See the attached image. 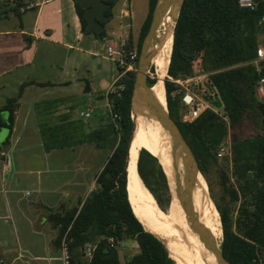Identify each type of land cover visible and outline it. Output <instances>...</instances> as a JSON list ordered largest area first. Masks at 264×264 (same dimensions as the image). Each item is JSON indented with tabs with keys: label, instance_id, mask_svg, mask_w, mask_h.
Here are the masks:
<instances>
[{
	"label": "trees",
	"instance_id": "obj_1",
	"mask_svg": "<svg viewBox=\"0 0 264 264\" xmlns=\"http://www.w3.org/2000/svg\"><path fill=\"white\" fill-rule=\"evenodd\" d=\"M255 1V10L241 8L239 0L183 2L175 26L168 76L174 80H186L199 74L208 75L223 103L218 112L207 109L193 122H184V91L170 78L165 80L169 114L195 155L208 196L205 180V177L209 179L208 167L216 162V153L231 132L232 175L222 171L223 202L211 195L220 215L208 200L221 219L224 230L222 249L232 264H264V100H258L256 96L258 83L264 77V61L258 65L254 63L262 44L260 35L264 37V0ZM114 3L111 1L112 6ZM157 3L158 0H149V14L136 49L137 69ZM76 7L86 31L84 9L77 2ZM104 37L105 32L101 35ZM125 50L127 53L134 50L130 41L126 42ZM129 62L126 57L123 66L117 63L120 77L115 89L107 94L110 123L93 132L97 146L108 147L111 151L97 178V189L80 210L51 216L60 228V244L67 235L72 264H87L82 257V249L87 243L96 244L89 264H122L118 245L124 240L136 241L139 248L125 264H176L165 243L147 231L149 229L139 213L128 182V150L133 127L131 106L136 76L134 70H128ZM155 83V79H148L151 87ZM25 85H22L19 96ZM17 100L15 97L8 101L11 117L6 125L9 128L14 123L12 114ZM245 120L253 121L258 130L255 135L242 138L240 133ZM3 124L0 120V126ZM138 172L160 208L166 210L169 197L167 200L163 197L169 191L168 175L158 159L145 148L139 154ZM210 190L213 192L212 188Z\"/></svg>",
	"mask_w": 264,
	"mask_h": 264
},
{
	"label": "crops",
	"instance_id": "obj_2",
	"mask_svg": "<svg viewBox=\"0 0 264 264\" xmlns=\"http://www.w3.org/2000/svg\"><path fill=\"white\" fill-rule=\"evenodd\" d=\"M8 1L4 18L19 21L0 29V264H62L51 216L80 210L98 187L111 151L93 132L110 123L99 108L110 111L107 94L120 77L117 63L124 65L107 47L130 41L137 49L149 0L140 11L136 0H115L104 38L83 30L76 0H31L26 12L22 0Z\"/></svg>",
	"mask_w": 264,
	"mask_h": 264
},
{
	"label": "bare ground",
	"instance_id": "obj_3",
	"mask_svg": "<svg viewBox=\"0 0 264 264\" xmlns=\"http://www.w3.org/2000/svg\"><path fill=\"white\" fill-rule=\"evenodd\" d=\"M169 4H171L170 10L174 16L173 18L166 16L163 25L165 31L163 30L160 34V40L152 59V63L154 61L157 63L156 73L158 76V83L153 90L159 104L163 107L165 106L166 97L165 78L168 76L174 29L181 0L177 5L175 0L160 1V7L162 8ZM135 114L138 123L129 150L130 160L127 177L139 213L149 229L147 231L154 233L165 243L176 264H197V259L189 249L190 242L205 264H219L223 250L220 243L223 235L222 222L218 215L213 214L215 212L201 189V183L197 176V174H201V171L198 169L195 160L192 157L190 162L186 160L168 123L159 116L152 104L142 98L138 99ZM142 121L146 132L143 133L144 136L140 139L144 141L141 145L160 155L172 171L175 179V190L180 193L177 192L181 216L176 211L175 198H173V203L169 205L167 210H162L158 206L157 200L154 199L152 201L153 210L141 189L137 174L138 154L136 147L139 142V130ZM190 177L193 181L189 185L193 191V201L203 217L202 220L199 219L185 193H182V190L184 191L186 188V180H189ZM191 217L193 220H191Z\"/></svg>",
	"mask_w": 264,
	"mask_h": 264
},
{
	"label": "water",
	"instance_id": "obj_4",
	"mask_svg": "<svg viewBox=\"0 0 264 264\" xmlns=\"http://www.w3.org/2000/svg\"><path fill=\"white\" fill-rule=\"evenodd\" d=\"M109 1H115V0H76L77 3L80 4L81 8L84 9V17L87 19V27L86 31L87 32H96L98 36L100 37L104 31V25L103 22H105L107 19H109V16H105V12L108 8L111 7V3ZM160 1L158 0L152 24L149 29V32L147 33L143 44H142V50L141 54L139 57L138 61V69L136 72L135 76V84L133 88V95H132V106H131V118L133 121V127H132V134H131V140H130V145H129V150L131 147V143L133 141V137L135 134V129H136V114H135V109H136V101L139 99H144L146 102L152 104L156 110L159 116L168 123L171 132L173 133L174 137L176 138L177 142L179 143L181 147V151L183 153V156L186 158L187 161H191V157L195 160L197 167L199 169L197 160L195 158V155L189 146L188 142L186 141L185 137L183 136L179 126L176 124V122L171 118L169 114V109H168V104H167V97H165V106H161L159 104V100L157 96L154 93V86L158 83V80L156 83L151 87L148 84V79L145 74L150 62L152 61L154 54H155V49L156 46L160 40V34L164 30V22L166 16H170L173 18V13L170 10L171 4L165 6V7H160ZM176 5L179 4L180 0H175ZM184 0H181L180 4V9L178 13V17L176 20L179 19L181 8L183 5ZM170 10V11H169ZM175 24V26H176ZM165 31V30H164ZM175 31V29H174ZM210 90V95L208 97H205L206 100L210 101L213 103L215 106L218 108H222L223 103L218 96L216 89L214 88L213 85H210L209 87ZM146 150H148L152 155H154L159 163L161 164L164 172H165V165L163 161L161 160L160 156L150 150L148 147L144 146ZM128 150V151H129ZM129 158V155H128ZM200 170V169H199ZM193 183L192 177H190L189 180H186V188L184 189V193L186 197L189 199L192 207L194 208L195 212L197 213L199 219H203L201 213L199 212L198 208L196 207L194 201H193V191L190 188V183ZM223 227V226H222ZM224 242V230H223V235L222 239L220 240L221 247L223 246ZM174 259V258H173ZM219 264H232L228 258L224 255L223 250L220 255V260Z\"/></svg>",
	"mask_w": 264,
	"mask_h": 264
},
{
	"label": "rangeland",
	"instance_id": "obj_5",
	"mask_svg": "<svg viewBox=\"0 0 264 264\" xmlns=\"http://www.w3.org/2000/svg\"><path fill=\"white\" fill-rule=\"evenodd\" d=\"M142 2H143V0H136L137 10H139V11L141 9H143L142 8ZM6 13L11 14V11H9V1L8 0H0V29L17 27L18 21H19L18 17L17 16H14L13 18L11 17L12 21L10 22V21H8L7 19L4 18ZM135 23L136 24L134 26V31H136L137 27H138L137 26V22H135ZM263 40H264L263 35H260V41L262 42V44L260 46L264 47ZM153 63H152V61L150 62L145 74H146L148 79L149 78L153 79V80L155 79L157 81L158 80V76H157V73H156L157 63L155 61ZM134 71L137 72V68H135ZM205 75L206 74H199V75H196V76L192 77L193 78L192 80L188 81L187 83H183L184 84L183 88H185V87L189 88L198 98L204 99L209 94H208V92L207 93H203L200 90V87L202 86L203 89H204L205 87H208V86L211 85L209 77H205ZM167 78H169V77L167 76L165 78V80ZM183 106H184V109H185L184 110V114H185L186 107H185L184 104H183ZM211 107H213V105H211ZM99 110L102 111L104 113V115L107 116L106 117V121L105 120H103V121H105V122L111 121V117H110V115H108L109 110H108V106L107 105H104L102 107V109L99 108ZM184 114H183V116H184ZM137 123H138V118L136 117V126H137ZM257 130L258 129L254 126L253 121L245 120V122H244V124L242 126V132L240 133L241 134L240 136L242 138L251 137V136L256 134ZM143 131H144V128H143V121H142L141 128L139 130V142H138L137 147H136L137 148V154H138V159L137 160H139V154H140L141 149L143 148L141 143H143L144 141L140 140L144 136L143 133L146 132V131H144V132ZM228 141H231V132H230V134H229V136H228V138H227V140L225 142H228ZM107 153L108 152L106 150H104L101 153L100 157L102 158V160L105 159V157L107 156ZM216 154H217L216 155V162L210 164L209 167H208L207 174H208L209 179L207 180V178L204 176L205 180L207 182V185H208V192H209V196L210 197L204 191L202 180H201V174L199 173V174H197V176H198V179L200 180V183H201L200 185H201V189H202L203 193L205 194V196L208 199L211 200L212 204L214 205V207L216 208L218 214L220 215V213H219V211H218V209H217V207H216L211 195L214 194L218 198V200L223 202L225 193H224V190L222 188V181H223L222 180V171L226 172L229 175H232V163H231V160H230L229 157L220 158L218 156V151H217ZM160 158H161V160L163 161V163L165 165V168H166L165 171H166V173L168 175V178H169V180L167 178L169 191H168V193H164L165 196L163 197L165 200H167V197H169V202L166 205V210L168 209L169 205H172L173 198H175L176 206H177L176 211H178L179 215L181 216V213H180V202H179V198H178L179 191H176L175 187H174V185H175L174 175H173L172 171L169 169V167H168L167 163L165 162V160L161 156H160ZM137 174H138L139 183L141 185V189H142V191H143V193L145 195V198L147 199L148 203L152 207V204H153L152 201L155 199V197L150 192V190L146 187V185L144 184L142 178L139 175L138 162H137ZM210 188L213 189V192H211ZM182 193H184L183 190H182ZM227 199H228V197H227ZM237 208H238V203L236 204V206L234 208V211H233V215L234 216L237 213ZM152 209L154 210L153 207H152ZM213 214L216 215L215 213H213ZM158 218H159V216H158ZM159 220H160V218H159ZM191 220H193L192 217H191ZM189 249L192 251L194 257L197 259V264H205V262L203 261L201 256L198 254L196 249L193 247L191 242L189 244ZM118 250H119V253H120L121 262H122V264H125L133 255H135L139 251V248H138V244L136 243V241H134V240H124L118 245Z\"/></svg>",
	"mask_w": 264,
	"mask_h": 264
},
{
	"label": "built area",
	"instance_id": "obj_6",
	"mask_svg": "<svg viewBox=\"0 0 264 264\" xmlns=\"http://www.w3.org/2000/svg\"><path fill=\"white\" fill-rule=\"evenodd\" d=\"M239 5L241 8L255 10L257 7V3L255 0H239ZM35 6V3L31 0H22V3L19 7V10L21 12H26L30 9H32ZM125 44L126 42L121 43L118 47L108 46L107 47V53L108 56L112 59H116L117 57L121 61V63H125V58L129 57L130 62L127 64L128 70H134L136 68L135 61L138 57L137 51L133 50L129 53L125 50ZM257 59L254 61L255 64H259L261 61H264V47L259 46L257 50ZM169 77V76H168ZM205 77H208V75H205ZM173 82L180 85V87L183 89V96H182V103L186 107V112L183 116L184 122H193L195 119H197L205 110L212 109L216 112L220 108L215 106L210 101L204 99L198 98L189 88L184 87L183 83H187L188 81L192 80L193 78H188L186 80H174L173 78L169 77ZM209 87H200V90L203 93H207L210 95ZM208 95V96H209ZM206 96V97H208ZM256 96L258 100H264V77L260 79L257 89H256ZM213 105V107H211ZM92 110H89L86 113H82L81 116L85 119H88L91 116ZM218 156L220 158L222 157H229L231 160V141L224 142L220 145L218 149ZM27 195H30L31 192H26ZM111 243H114V239H109ZM96 249L95 243H87L82 249V257L83 259L89 264L93 258V253ZM60 261L62 264H72V254L70 251L69 242L67 239V235H65L62 238L61 246H60ZM1 264H5L4 261H1Z\"/></svg>",
	"mask_w": 264,
	"mask_h": 264
},
{
	"label": "flooded vegetation",
	"instance_id": "obj_7",
	"mask_svg": "<svg viewBox=\"0 0 264 264\" xmlns=\"http://www.w3.org/2000/svg\"><path fill=\"white\" fill-rule=\"evenodd\" d=\"M148 79V78H147Z\"/></svg>",
	"mask_w": 264,
	"mask_h": 264
}]
</instances>
